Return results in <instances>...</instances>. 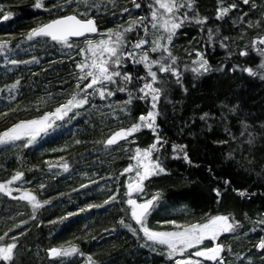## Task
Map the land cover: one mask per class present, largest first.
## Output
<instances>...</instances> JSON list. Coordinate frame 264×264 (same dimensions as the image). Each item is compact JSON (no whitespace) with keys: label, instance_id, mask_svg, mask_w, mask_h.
Listing matches in <instances>:
<instances>
[{"label":"trees","instance_id":"obj_1","mask_svg":"<svg viewBox=\"0 0 264 264\" xmlns=\"http://www.w3.org/2000/svg\"><path fill=\"white\" fill-rule=\"evenodd\" d=\"M35 3L0 0V42H8L10 49L0 54V133L55 112L77 93L83 95L81 88L89 81L80 80L83 73L77 65L87 61L89 54L80 51L87 49L86 39H107L108 30L122 32L145 17L143 24L125 34V51H131V44L140 38L148 41L135 50L139 58L154 39L167 35L162 28L151 27V0H43L39 9ZM231 4L238 7L219 20L220 0H194L191 11L181 9L176 14L192 18L168 44L180 82L171 72L153 68L158 77L153 86L162 90L156 109L151 108L150 98L139 99L145 83L139 77L151 80L143 64L126 58L119 71L133 77L127 91H115L122 83L116 78L117 84L107 86L113 96L101 99L88 90V104L73 108L63 120L53 117L54 127L31 145L25 147L27 137L0 144V183L23 173L15 184L41 205L34 210L27 200L0 192V236L8 233L3 244H17L9 264H175L188 258L196 249L168 259L166 246H144L151 242L132 219L127 200L142 203L153 197L158 198L147 217L150 229L174 231L167 221L187 225L229 216L239 227L216 240L223 247L224 264H264V249L258 247L264 240V55L258 49L264 45L252 47L253 40L264 37V0L249 4L223 0V5ZM8 14L11 18L3 20ZM66 14L93 18L98 32L69 39L72 47L48 37L27 39L30 30ZM204 18L203 24L195 22ZM242 50L248 55L241 56ZM161 54L149 51L153 60ZM201 57L211 70L198 75L192 69L199 67ZM244 68H252L255 75ZM130 93L131 103L126 105ZM149 111L158 113L154 130L142 126L126 139L106 145L114 133L140 123V116ZM157 136L161 143L152 159L158 158L165 172L144 180L143 191L129 197L127 184L138 180L137 160L132 157L137 148L148 149ZM173 145L184 146L183 151L174 152ZM130 165L133 170L122 175ZM113 196L115 200H110ZM106 200L110 202L105 204ZM205 246H212V241L199 247ZM72 247L77 251L71 252ZM52 248L71 254L50 255Z\"/></svg>","mask_w":264,"mask_h":264},{"label":"snow or ice","instance_id":"obj_2","mask_svg":"<svg viewBox=\"0 0 264 264\" xmlns=\"http://www.w3.org/2000/svg\"><path fill=\"white\" fill-rule=\"evenodd\" d=\"M67 2H72V0H67ZM87 0H85V3ZM135 2V0H134ZM250 0H243L244 4H249ZM221 6L217 9L216 18L222 19L228 13L237 8L236 4L223 5V0H220ZM194 5V0H152V3L149 4L151 10V27L153 29L162 28L164 33L167 35L159 36L152 41V47L150 50H146L137 58L136 49H142L144 45L148 44V41L144 38L138 39L134 44H131V51H125L126 45V33L134 30L133 26H139L144 23L145 17H141L139 21H132L129 27L125 28L122 32L116 30H108L105 34L107 39H100L99 41H93L86 39L87 49H81V54L87 52L89 55L86 62H82L77 65L80 69L81 75L80 80L89 82L84 84L81 88L83 95L79 93L73 95L66 104L58 107L55 112L45 113L39 119H34L30 121H22L13 125L11 128L7 129L3 133H0V144H7L10 142H15L27 137V144L25 147L31 145L37 137L42 133H47L49 129L54 127L55 120H63L73 108H81L85 104L89 103L88 97L91 95V92L88 90H94L97 92L101 99H104L106 96L111 97L115 94L113 90L108 89L109 84H117V79L122 82L115 91L125 92L127 91V85L132 82L133 77L130 73H121L119 71L120 67H123L124 60L126 58H131L136 64H143L147 77H150L151 80H146L145 77H139L141 80H145V83L142 87L139 88V92L143 93L139 99H151V108L156 109L157 102L161 96V89L154 87L153 85L158 82L157 71H153V68L156 67L160 73L171 72L177 78V83L180 82V74L174 67L176 63V57L172 56L171 51L168 47V44L171 43L173 37L176 34V30L181 28L185 21H189L192 18L184 13L183 17L180 18L176 14L181 11V9H187L191 11ZM35 8L39 9L44 7L43 0H36L34 5ZM135 7L139 8L141 5L135 3ZM127 11V9H125ZM247 15V13H244ZM11 18V14L3 16V20H8ZM207 18L196 19L195 22L198 24H203L206 22ZM243 20V17H241ZM97 26L93 19H79L77 15H68L60 17L58 19L52 20L51 22L32 29L27 34V39L32 40L35 37H50L51 40L66 45L67 47H72L69 44V39L71 37H82L86 36L88 33H96ZM145 32H147V27L145 26ZM211 35L209 39H211ZM226 39V38H225ZM161 40H165L167 43H161ZM264 45V37H259L257 40L252 41V47L257 48V45ZM224 46L223 44L221 45ZM8 49V42H0V54H5ZM151 52H161V56L158 59H151L149 55ZM260 55H264V48L258 49ZM167 53V56L163 55ZM241 56L248 55V52L242 50L239 53ZM197 55H200L199 53ZM10 63L16 64L17 61L11 60ZM195 63V62H194ZM261 67L264 68V64H261ZM86 70V71H85ZM208 61L201 57L199 61V67L193 68L192 71L198 75H202L205 72L210 71ZM243 71L248 72L250 75H255L252 68H244ZM90 78V79H89ZM19 82L17 81V84ZM100 85V87H97ZM16 84L11 86L12 89L16 88ZM80 88V85H77ZM129 100L125 101V104L131 103V93L129 94ZM14 111V110H13ZM6 114V113H5ZM155 111H149L147 115L140 116V123L133 124L132 127L128 129H121L120 131L114 133L107 141L106 145H113L118 142L119 139H126L128 136H131L133 133L137 132L142 126L148 127L154 130ZM207 114H205L206 116ZM204 119V116L201 117ZM161 143L160 137H156V142L153 143L148 149L141 150L137 148L136 156H133L132 159L137 160L136 168V177L138 180L135 183H128V195L131 197L134 192L143 191V181L148 179L152 175H159L164 173L165 169L160 165L158 158L152 159V153L158 151L157 145ZM181 145H173V151H183ZM142 157V159L140 158ZM185 161L190 163L187 153H184ZM143 160H148V163H144ZM132 165L124 169V173L130 172L133 170ZM143 168V172L140 169ZM64 170L67 171V165H64ZM23 173L17 172L11 180L7 181V184H11L14 181H18L22 178ZM227 183V182H226ZM43 187V186H41ZM6 191L5 184L0 183V192ZM216 191V195L219 196V190ZM6 194H10V191ZM244 195V193H240ZM158 197H153L145 202H137V200L129 198L127 200L128 205L131 207V217L140 226V231L143 232L144 237L151 244H146L144 246H153L161 245L167 247V256L168 259H173V257L180 255L183 256L190 249H197L192 252L186 259H178L175 261V264H201V260L192 259L191 257L203 258V260L214 261L217 264H224L223 259L220 254L223 251V247L220 244H215L213 247H199L204 244L206 240H211L215 242L217 238L223 233L235 232L236 228L239 227L238 221L230 222L229 216L217 215L211 216L203 223H192L187 225L177 224L175 221H167L166 223H171L174 225V231H155L150 229L147 226V217L150 214L151 208L154 206V201ZM19 199L27 200L32 203L33 209L41 207L40 203L35 202L36 197L31 195L28 192L22 194ZM110 200H115V196L111 197ZM109 200L105 201V204L109 203ZM47 203V202H45ZM93 207L89 205V208ZM83 211V209H81ZM69 215H75V213H69ZM123 224L124 222L121 221ZM264 223V221H261ZM19 227V225H17ZM133 231V234H136L135 229H131L129 225H125ZM11 231V229H9ZM8 233H5L4 236H0V261L4 264H9V262L14 260V249L17 247L15 242L3 244L5 236ZM13 241L17 237H11ZM260 249H264V240H261L258 245ZM77 249L72 247L71 252H76ZM50 255L59 256L71 254L68 251L58 250L57 248H52L49 250ZM91 259V258H89Z\"/></svg>","mask_w":264,"mask_h":264},{"label":"rangeland","instance_id":"obj_3","mask_svg":"<svg viewBox=\"0 0 264 264\" xmlns=\"http://www.w3.org/2000/svg\"><path fill=\"white\" fill-rule=\"evenodd\" d=\"M152 1V0H151ZM151 11V10H150ZM142 159V157H140ZM144 163H148V160H143ZM141 172H143V168L140 169ZM16 181H14L13 183L11 184H7V182H5V189L6 191L2 192V193H7L10 191V195H15L16 197H20L22 194L25 193V191H21L22 189H18V185L15 184ZM153 230V229H152ZM156 231V230H155ZM164 231V230H162ZM223 234H227V233H223ZM222 235V234H221ZM211 241V240H210ZM4 242V241H3ZM2 242V243H3ZM218 243V241H215ZM215 242L212 241V246L210 247H213L215 245ZM197 250V249H196ZM195 250V251H196ZM194 252V251H193ZM196 258V257H195ZM198 258V257H197ZM200 259H203V258H200Z\"/></svg>","mask_w":264,"mask_h":264},{"label":"water","instance_id":"obj_4","mask_svg":"<svg viewBox=\"0 0 264 264\" xmlns=\"http://www.w3.org/2000/svg\"><path fill=\"white\" fill-rule=\"evenodd\" d=\"M68 15H73V14H66V15H64V16H68ZM64 16H62V17H64ZM79 19H81L79 16H77ZM58 18H60V17H57V18H54L53 20H55V19H58ZM87 19H89V18H87ZM91 19H93V18H91ZM94 20V19H93ZM52 21V20H51ZM51 21H49V22H51ZM49 22H46V23H44V24H42V25H45V24H47V23H49ZM97 32H98V26H97ZM96 32V33H97ZM96 33H88V34H86V36H82V37H71L70 39H74V40H76V39H82V38H85V37H87L88 35H94V34H96ZM49 39H51L50 37H48ZM216 244V243H215Z\"/></svg>","mask_w":264,"mask_h":264},{"label":"bare ground","instance_id":"obj_5","mask_svg":"<svg viewBox=\"0 0 264 264\" xmlns=\"http://www.w3.org/2000/svg\"><path fill=\"white\" fill-rule=\"evenodd\" d=\"M216 244H218L217 242H215Z\"/></svg>","mask_w":264,"mask_h":264}]
</instances>
